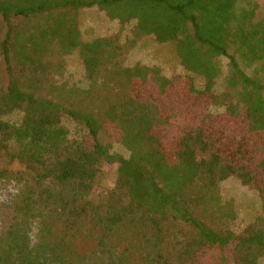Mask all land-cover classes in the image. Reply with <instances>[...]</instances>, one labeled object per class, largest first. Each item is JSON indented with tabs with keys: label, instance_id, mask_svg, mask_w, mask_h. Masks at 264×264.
<instances>
[{
	"label": "trees",
	"instance_id": "obj_1",
	"mask_svg": "<svg viewBox=\"0 0 264 264\" xmlns=\"http://www.w3.org/2000/svg\"><path fill=\"white\" fill-rule=\"evenodd\" d=\"M89 7L133 23L135 38L173 42L185 70L175 77L209 103L217 100V59L228 58L226 82L240 87L234 108H245L246 126L264 139L256 0H0V182L18 188L0 231V264H192L205 248L230 245L231 264H259L264 213L240 232L208 222L214 212L228 214L219 182L237 175L253 189L251 178L218 131H188L167 154L156 137L159 106L138 99L133 86L148 74L163 89L171 80L156 66L121 65L114 36L82 40L77 11ZM74 52L84 85L61 81ZM109 123L126 156L99 140ZM113 163L114 185L92 195L102 166ZM259 190L264 197V181Z\"/></svg>",
	"mask_w": 264,
	"mask_h": 264
},
{
	"label": "rangeland",
	"instance_id": "obj_2",
	"mask_svg": "<svg viewBox=\"0 0 264 264\" xmlns=\"http://www.w3.org/2000/svg\"><path fill=\"white\" fill-rule=\"evenodd\" d=\"M258 2V17L264 18V0ZM244 4L246 0H238ZM81 39L86 41L97 36L111 35L120 45L121 65L140 63L156 66L161 74L171 82L161 88L156 74H148L147 81L133 86V94L140 100L153 101L159 106L162 116L156 130V137L167 149V154H173L175 144L180 136L196 130L210 134L220 132L222 145L232 153L239 168L249 176L253 189L247 187L243 179L232 175L218 184L221 202L228 212H214L209 218V224L219 230L240 232L255 217L264 213V197L259 188L264 181V139L260 134L252 133L245 123V108L235 109L240 87L228 86L226 79L230 72L229 59L219 57V73L215 80L214 92L217 95L215 103H209L206 97L192 85L175 76L185 73L180 64L173 42H158L152 35H142L135 38L133 23L121 24L110 19L105 12L97 7L81 8L77 11ZM64 69L61 81L69 84L84 85L83 64L77 52L67 55L64 59ZM195 84L202 86L203 79L194 77ZM264 97V93H263ZM13 115L9 119H14ZM72 133H74L73 126ZM119 138L116 127L109 123L99 132V140L110 144V151L127 155L124 147L118 144ZM117 164H104L102 174L97 181L93 194L97 195L111 188L117 176ZM243 173V174H245ZM13 182H0V231L4 229L11 218L10 202L17 192ZM257 190V191H256ZM224 208L222 211H224ZM35 227V226H34ZM188 227H185L188 232ZM84 249V244L80 246ZM232 245L219 252L217 247L205 248L192 264H231ZM259 264H264V255Z\"/></svg>",
	"mask_w": 264,
	"mask_h": 264
}]
</instances>
